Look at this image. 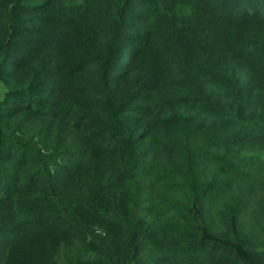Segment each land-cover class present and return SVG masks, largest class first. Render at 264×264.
<instances>
[{"label": "trees", "instance_id": "1", "mask_svg": "<svg viewBox=\"0 0 264 264\" xmlns=\"http://www.w3.org/2000/svg\"><path fill=\"white\" fill-rule=\"evenodd\" d=\"M64 8L0 0V264H264V0Z\"/></svg>", "mask_w": 264, "mask_h": 264}, {"label": "rangeland", "instance_id": "2", "mask_svg": "<svg viewBox=\"0 0 264 264\" xmlns=\"http://www.w3.org/2000/svg\"><path fill=\"white\" fill-rule=\"evenodd\" d=\"M63 1L66 2V8H64V9H69L71 12H74L76 15V16H73L67 20L68 26H65L63 28V31H68V30H72V29L76 30L77 23H80V22H81L82 28L87 27L88 21H89L88 11H91V9L93 8L94 0H63ZM166 9L167 8L160 9V11L156 15H154V20H155V23L157 25H160L162 23L165 16L167 17L168 14H167ZM154 20H153V22H154ZM118 29H119V26L117 27L116 31H118ZM140 39L143 40L144 42L146 40L145 37H141ZM134 48H135L134 45L128 47L126 50L127 51L126 56L132 57L131 54H132V51L134 50ZM124 65L125 64L119 65V66L123 68ZM111 68L114 69L113 66H111ZM1 93L3 94L4 91L0 89V95H1ZM1 101L2 100H0V102ZM36 123L39 124V127L43 128L45 130V133L48 132V130H47L48 124H50L52 126L51 120L45 119V116L39 117V120H38V122L36 121ZM72 141L75 142V139L73 137L69 136L67 139V143L70 144V143H72ZM71 147H72V145H71ZM30 148L35 151L34 153L42 154L45 158L52 156V153H53L52 151L55 150L58 152V155L64 157L65 159H68V160L73 159L70 155L73 154V152L75 151V150L67 149V147L63 144L62 145H54L52 143V141L48 142V144H42L41 141L38 143L35 140L34 143L30 145ZM244 156H246L248 158H252L254 160H255V158L257 159V157H258L257 155H254V153H247V154H244ZM44 159H42V160H44ZM263 161H264V155H261L260 156V162H263ZM238 162H240V160H238ZM27 256L28 255H11L14 262L18 261L19 259H24Z\"/></svg>", "mask_w": 264, "mask_h": 264}]
</instances>
